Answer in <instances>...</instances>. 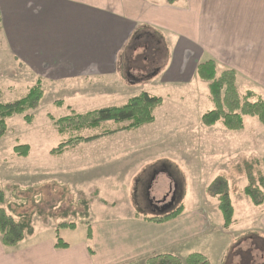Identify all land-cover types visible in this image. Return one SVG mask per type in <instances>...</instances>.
<instances>
[{
	"label": "rangeland",
	"instance_id": "rangeland-1",
	"mask_svg": "<svg viewBox=\"0 0 264 264\" xmlns=\"http://www.w3.org/2000/svg\"><path fill=\"white\" fill-rule=\"evenodd\" d=\"M130 44L116 58V76L121 84L112 86L106 77L42 84L18 68L0 37V103L24 98L38 81L43 93L34 110L4 120L5 131L0 137L3 208L15 221H30L32 234L14 249H4L0 244V257L15 252L22 256L25 247L55 243L57 239L73 245L84 240L90 228H102V254L106 260L115 261L121 234L123 239L131 236L125 231L127 216L136 212L145 220L170 212L172 208L159 211L151 200L167 202L174 186L178 197L173 209L180 205L185 213L202 209L209 222L214 223L216 217L222 220L217 202L206 193L217 177L227 182L238 225H246L247 216L253 208L257 210L243 189L262 174L264 125L256 117L243 116L239 131L226 130L219 122L205 127L200 118L214 108L208 84L195 76L187 85H162L154 73L158 68L163 71L168 63L163 40L151 36L135 49ZM129 75L132 79L128 81ZM236 89L240 96L251 92L241 86ZM141 93L162 101L153 109V122L138 129L108 134L128 122L107 121L96 128L60 135L54 125L72 113L82 116L122 107ZM256 93L264 100L261 92ZM76 137L94 139L69 145L59 155L52 153ZM17 146H28L27 156L16 154ZM62 222L75 227L58 228ZM249 237L242 235L239 247L229 250L226 259L236 255L237 264H263L264 241Z\"/></svg>",
	"mask_w": 264,
	"mask_h": 264
},
{
	"label": "crops",
	"instance_id": "crops-1",
	"mask_svg": "<svg viewBox=\"0 0 264 264\" xmlns=\"http://www.w3.org/2000/svg\"><path fill=\"white\" fill-rule=\"evenodd\" d=\"M151 36L161 38L167 48L165 69L154 73L162 85L190 84L197 65L212 60L218 71L236 72L237 87L263 100L256 92L264 95V0H0L5 50L20 70L42 84L103 77L112 86L121 84L116 58L130 43L135 49ZM255 209L246 225L237 224L234 211L226 229L219 217L209 222L202 209H182L161 224L132 212L125 223L131 236L123 239L121 234L115 261L102 254V228H90V238L86 235L66 249L54 248L53 242L30 245L22 256L0 257V264H145L160 254L186 264L192 253L204 255L210 264H237L236 255L226 256L239 247L242 235L264 241V203Z\"/></svg>",
	"mask_w": 264,
	"mask_h": 264
},
{
	"label": "trees",
	"instance_id": "trees-1",
	"mask_svg": "<svg viewBox=\"0 0 264 264\" xmlns=\"http://www.w3.org/2000/svg\"><path fill=\"white\" fill-rule=\"evenodd\" d=\"M175 0H167L168 4H173ZM196 77L208 84L209 100L214 108L204 113L200 120L205 127H211L220 123L226 130L239 131L243 128V116L256 117L261 125H264V101L259 99L252 92H247L240 96L236 89V73L233 70L218 71L217 64L208 60L200 63L196 67ZM42 90L38 81L27 95L11 104L0 103V137L5 131L4 120L12 115H20L24 112L34 110L42 98ZM254 100V101H253ZM256 100V101H255ZM161 99L147 93L133 97L122 107H110L88 112L85 115H69L57 120L54 125L60 135H65L68 131L78 132L85 128H96L102 122H122L128 124L116 131H129L138 129L153 122V109L161 103ZM92 138H72L66 143L59 145L53 154L59 155L63 149L69 145L77 144L81 141H90ZM28 146L14 147V152L19 156H27ZM209 197L215 199L217 208L222 216L223 228L226 229L233 222V206L228 192L227 182L222 177L215 178L206 188ZM243 194L254 207H259L264 203V160L262 161V174L256 183L249 184L243 189ZM5 195L0 188V244L4 249H14L23 241L27 235L32 234L30 221L22 219L15 221L3 208ZM182 206L171 210L161 216L145 217V221L161 224L176 218L182 212ZM88 218V214H83ZM88 224V223H86ZM73 223L62 222L58 228L74 229ZM91 237L90 229L87 238ZM56 249H66L68 245L61 239L54 243ZM186 264H210L209 260L200 253H192L185 258ZM146 264H182V261L171 254H160L149 257Z\"/></svg>",
	"mask_w": 264,
	"mask_h": 264
},
{
	"label": "flooded vegetation",
	"instance_id": "flooded-vegetation-1",
	"mask_svg": "<svg viewBox=\"0 0 264 264\" xmlns=\"http://www.w3.org/2000/svg\"><path fill=\"white\" fill-rule=\"evenodd\" d=\"M177 188L174 186L173 187V190H172V193L170 195V198L169 200L166 202L164 200L160 201V202H155L154 200H151L154 202V206L155 207H158L159 206V211L161 212H165L167 211L168 209L172 208L173 209V203L177 200ZM150 207V206H149ZM157 209V208H156ZM153 213L154 211L152 209H150Z\"/></svg>",
	"mask_w": 264,
	"mask_h": 264
}]
</instances>
